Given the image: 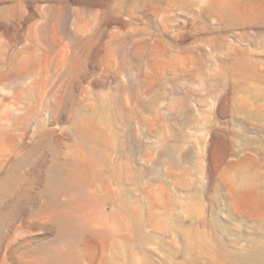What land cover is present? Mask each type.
Returning a JSON list of instances; mask_svg holds the SVG:
<instances>
[{
    "label": "rangeland",
    "instance_id": "rangeland-1",
    "mask_svg": "<svg viewBox=\"0 0 264 264\" xmlns=\"http://www.w3.org/2000/svg\"><path fill=\"white\" fill-rule=\"evenodd\" d=\"M0 264H264V0H0Z\"/></svg>",
    "mask_w": 264,
    "mask_h": 264
}]
</instances>
